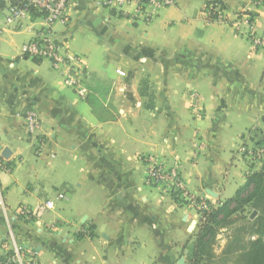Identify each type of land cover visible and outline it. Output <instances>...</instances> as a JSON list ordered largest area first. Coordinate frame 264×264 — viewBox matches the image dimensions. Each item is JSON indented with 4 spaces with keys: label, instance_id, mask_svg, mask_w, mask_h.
<instances>
[{
    "label": "crops",
    "instance_id": "0c3cea01",
    "mask_svg": "<svg viewBox=\"0 0 264 264\" xmlns=\"http://www.w3.org/2000/svg\"><path fill=\"white\" fill-rule=\"evenodd\" d=\"M1 1L3 262L15 252L32 264L186 262L185 205L148 184L150 161L219 204L264 173L242 154L264 140V0H174L144 13L134 0H71L54 33L80 59L78 88L64 68L24 55L43 21L8 22L21 0Z\"/></svg>",
    "mask_w": 264,
    "mask_h": 264
},
{
    "label": "built area",
    "instance_id": "2783aa9c",
    "mask_svg": "<svg viewBox=\"0 0 264 264\" xmlns=\"http://www.w3.org/2000/svg\"><path fill=\"white\" fill-rule=\"evenodd\" d=\"M127 0H116L117 3L122 4ZM137 3V12L144 13L148 6L156 8L168 7L174 4V0H134ZM254 1V0H252ZM71 0H21L17 4L10 6V17L8 22L23 20L28 15H37V18L43 21L40 31L36 33L35 39L26 43L23 47L25 56L33 59H49L52 61L55 69L64 68L66 82L75 88L79 87L80 82L76 78V73L79 72L78 65L80 59L62 52V47L55 38L54 27L57 23H64L69 18L71 12ZM263 43H261L262 45ZM26 128L30 134L35 133L39 120L34 111L26 114ZM242 153L253 164L264 162V143L253 147H242ZM151 167L148 173V184L151 186H164L165 189H170L175 193L182 192L183 197L184 187L181 185L175 170L167 171L163 166L158 165L152 159L150 161ZM0 169H5V165L0 158ZM188 194V193H187ZM189 195V194H188ZM53 204L46 202L40 206L37 214L51 209ZM6 255V254H5ZM6 257L4 263L3 256L0 255V264H32L23 257L19 252L14 255Z\"/></svg>",
    "mask_w": 264,
    "mask_h": 264
},
{
    "label": "trees",
    "instance_id": "16d2710c",
    "mask_svg": "<svg viewBox=\"0 0 264 264\" xmlns=\"http://www.w3.org/2000/svg\"><path fill=\"white\" fill-rule=\"evenodd\" d=\"M0 6H3L1 0ZM247 193H249L248 196H245ZM246 204H251L257 213L252 225H254L253 231L259 237L254 241L245 242V235H249L246 226L244 228L245 232H238L235 236L236 240L234 239L229 247L239 252L236 255L239 257L237 264H264V173H255L249 177L246 185L238 191L234 198L228 200L218 209L213 210L205 218L198 234L197 243L190 251V256H188L190 264H218L228 260V258L216 260L212 244L221 226L231 225L235 222L231 220V216Z\"/></svg>",
    "mask_w": 264,
    "mask_h": 264
},
{
    "label": "rangeland",
    "instance_id": "374dc122",
    "mask_svg": "<svg viewBox=\"0 0 264 264\" xmlns=\"http://www.w3.org/2000/svg\"><path fill=\"white\" fill-rule=\"evenodd\" d=\"M2 20L3 19H1V21ZM245 142H247V145L249 146L253 145L252 141L248 140ZM262 143H264V140ZM247 162H248L249 168L253 169L255 166L257 167V165L253 164L251 161H249V159H247ZM235 186L236 185L234 183L228 185V188H227L228 195L235 194L234 192ZM164 189L165 188L163 187V191L165 193L171 194V196L175 198L174 200H177L179 204L185 205V206H182V205L179 206L178 208L180 209L177 210V212H179V215L177 218L180 220L182 219L179 222V230L181 231L180 233H182L181 234L182 237H180V240L177 243V246L179 247L178 248L179 252L177 254V257L178 259H180L181 257L184 256L183 251H182V246H184L186 243H187L186 244L187 248L189 250L188 256H190V251L193 249V247L197 243L198 234L203 226L205 218H207L209 214L212 213L213 210L218 209L224 203L219 204L218 202H214L212 201L211 197H207V198L200 197L199 198L198 196L190 194L185 189L182 190L185 197H183L182 192L175 193L170 189L168 190L165 189L166 191ZM248 194L249 193H247L245 196H248ZM56 201L57 200H55V203ZM254 212L256 211L254 210L252 205L246 204L242 208H240L238 212H236L233 216H231V220L232 221L234 220L235 222H233L231 225L221 226L212 244V249L214 250V254L216 255V260L220 258L221 260H223L224 258H228V260L227 261L224 260L222 262H219L218 264H237L239 262L237 260L239 257L236 256L237 253L239 252L237 250L231 249L229 246L232 242H234L235 236L238 232L240 231L245 232L244 228L246 226L248 227L247 232L249 233V235L248 234L245 235V242L254 241L259 237L258 234H256L255 231H253L254 225H252V221H254L255 218L252 219V215ZM192 223H195L196 228L193 232H188L187 229L190 225H192ZM185 264H190L189 257H187Z\"/></svg>",
    "mask_w": 264,
    "mask_h": 264
},
{
    "label": "water",
    "instance_id": "95a60500",
    "mask_svg": "<svg viewBox=\"0 0 264 264\" xmlns=\"http://www.w3.org/2000/svg\"><path fill=\"white\" fill-rule=\"evenodd\" d=\"M9 156H10V151H9L8 149H6V150L4 151V157H5V158H8ZM207 193H209V194L213 195L214 197H216V195H215L212 191H210V190H208ZM255 216H256V212L253 213L252 218H254ZM194 229H195V223H192V225L189 227V231L192 232ZM187 253H188V251H186V254H187ZM184 263H185V257H183V258L179 261L178 264H184Z\"/></svg>",
    "mask_w": 264,
    "mask_h": 264
}]
</instances>
